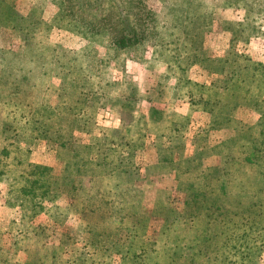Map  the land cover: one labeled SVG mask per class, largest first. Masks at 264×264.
Returning a JSON list of instances; mask_svg holds the SVG:
<instances>
[{
  "label": "rangeland",
  "instance_id": "1",
  "mask_svg": "<svg viewBox=\"0 0 264 264\" xmlns=\"http://www.w3.org/2000/svg\"><path fill=\"white\" fill-rule=\"evenodd\" d=\"M260 154L264 0H0V264H264Z\"/></svg>",
  "mask_w": 264,
  "mask_h": 264
},
{
  "label": "trees",
  "instance_id": "2",
  "mask_svg": "<svg viewBox=\"0 0 264 264\" xmlns=\"http://www.w3.org/2000/svg\"><path fill=\"white\" fill-rule=\"evenodd\" d=\"M68 7H71L72 8V6L71 5H69ZM67 10V9H66ZM255 151L256 150H253L252 152H250L249 154H251L250 156H253V155H256V154H254L255 153ZM6 152V151H5ZM260 151L258 150V152H257V154L259 153ZM259 157H260V160L261 159H264L263 158V156L260 154L259 155ZM261 165V164H260ZM225 174H226V172H224ZM225 181H219L218 183L219 184H217V185H215V186H213L212 188L213 189H211V193H207L206 195H207V197L210 199V200H212V204H211V207L209 208V207H207V208H205V210L207 209L208 210V213H205V217L208 219V220H210V221H216L215 219H213L212 217H211V215L212 214H210V210H211V212L212 213H214L215 214V212H214V207H219V205H222V200H229V198H231V197H229V195H227L228 194V187H227V185L224 183ZM232 200H235V198L234 197H232ZM104 204V203H103ZM100 207H101V205H100ZM224 209L226 210V209H228V208H226L225 206H224ZM93 211H92V213H94V211L96 210V209H92ZM239 210V209H238ZM232 211L233 210H231V211H228V216L225 218V221L227 222V223H229L230 224V227L233 229V231L234 230H236L237 228H238V230H240L241 229V227H242V225H243V223H242V221H240L239 219H236L237 218V214L236 213H232ZM240 211V214L241 215H244L243 214V211H244V209H242V210H239ZM245 216V215H244ZM166 219H168V217H166ZM249 220V219H248ZM131 225H133V222L131 223ZM252 228H255V223H252V224H250V226H249V230H251ZM247 232L248 231V229L247 228H244V232ZM233 233V232H232ZM192 243L194 244L195 242H196V239L195 238H193L192 240ZM241 241L244 243L245 242V238L244 237H242L241 238ZM193 248H195V252H196V248H197V246H192ZM127 249V251L129 252V251H131L132 250V247H131V245L130 246H128V248H126ZM179 248H176L173 252H176L177 250H178ZM174 254V253H173ZM145 255H142V254H135V255H133L132 257L134 258V261L136 262V263H144V264H149V262H147V260H146V258L144 257ZM173 256V255H172ZM144 261V262H143Z\"/></svg>",
  "mask_w": 264,
  "mask_h": 264
}]
</instances>
